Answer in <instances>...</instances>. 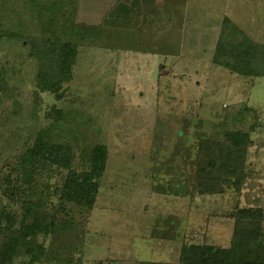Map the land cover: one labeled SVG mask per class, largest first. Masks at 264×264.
I'll list each match as a JSON object with an SVG mask.
<instances>
[{
    "label": "rangeland",
    "instance_id": "374dc122",
    "mask_svg": "<svg viewBox=\"0 0 264 264\" xmlns=\"http://www.w3.org/2000/svg\"><path fill=\"white\" fill-rule=\"evenodd\" d=\"M227 18L264 45V0H0V252L11 246V264H181L185 246L228 249L241 209L259 211L264 232V78L214 63ZM49 37L78 47L57 95L39 93L28 44ZM42 131L73 149L79 172L107 148L92 209L55 195L67 172L30 186L18 174ZM231 133L248 138L244 184L203 195L202 146ZM34 182L37 194L21 193Z\"/></svg>",
    "mask_w": 264,
    "mask_h": 264
},
{
    "label": "trees",
    "instance_id": "16d2710c",
    "mask_svg": "<svg viewBox=\"0 0 264 264\" xmlns=\"http://www.w3.org/2000/svg\"><path fill=\"white\" fill-rule=\"evenodd\" d=\"M28 44L30 57L38 63L39 93L59 94L64 84L73 81V68L78 60V47L52 37L32 39ZM216 49L215 64L246 78H264V45L251 42L240 27L228 18L224 22ZM57 118L52 117L55 122L54 127L59 126ZM245 141H248L245 135L231 133L223 142L210 143L207 147L202 146V166L198 169L197 179L199 193L218 194L221 192L222 185L231 184L232 179H235L236 189L241 190L244 184ZM107 152L104 146L95 147L89 155V171L79 172L74 169L73 149L69 145L53 140L51 135L42 131L33 145L26 150L17 170L18 174H22L24 183L29 186L32 180L35 179L37 182L39 176L47 175L53 179L55 169L67 172L63 185L58 186L54 191L55 195L62 203H77L92 209L100 191L99 181L105 174ZM36 182H34L35 188L31 187L28 191L25 190L24 185L19 184L21 193L37 194L39 186ZM49 186L48 183L44 189L47 191L50 189ZM233 218L236 221L233 241L228 249L213 246H185L181 253V264H264V232L261 231L263 219L261 213L252 209H241ZM1 229L0 223V231ZM34 229L32 228L27 234L29 237L36 233ZM26 246L31 254L34 250L33 246L28 242ZM10 248L11 246L0 252V264L13 262ZM39 252L41 249H37V253ZM141 264L157 263L143 262Z\"/></svg>",
    "mask_w": 264,
    "mask_h": 264
}]
</instances>
